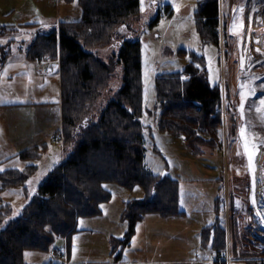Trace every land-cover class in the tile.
<instances>
[{
	"label": "rangeland",
	"instance_id": "obj_1",
	"mask_svg": "<svg viewBox=\"0 0 264 264\" xmlns=\"http://www.w3.org/2000/svg\"><path fill=\"white\" fill-rule=\"evenodd\" d=\"M75 2L73 6L77 5ZM166 5H169L171 13L166 11ZM235 5L238 9L234 8ZM158 7L160 17L152 22ZM219 8L220 30L226 31L222 33L221 47L201 38L195 24L197 0H155L154 3L153 0H144V10L133 20L132 38L141 42L145 162L153 173L162 175L167 171L178 181L179 206L184 212L169 216L146 214L137 223L129 245L122 247L117 240L125 237L128 225L122 218L123 210L128 200L144 197L145 191L141 186L130 189L115 182L107 183L111 198L101 204L102 212L80 218L78 230L69 242L64 236H55L51 247L65 251L66 256L55 257L49 250L26 249V261L68 264L74 260L68 259L70 253V257L72 254L84 264H102L115 261L116 255L125 251V259L141 258L144 262L148 260V264H162L157 262L172 257L180 259L174 264H214L215 260H220L213 246L214 225L217 224L225 228L227 264H251L249 261L252 260L264 262V217L259 222L255 215L251 201L253 176L248 167L251 160L249 153L244 151L241 138L246 123L244 100L241 101L243 64L246 62L249 69L258 73L264 71V0H219ZM78 11L80 16L81 9ZM1 14L2 11L0 26L8 22L1 18ZM75 14L74 11L72 18ZM31 28L34 27H18L0 34V59L6 57L1 66L0 100L16 103L52 100L50 102L56 104L59 89L55 82L27 84V75L21 71V62L24 59L30 61L25 58V51L19 49L32 38L31 31L35 28ZM43 28L50 31L45 25ZM86 49L111 68L109 83L98 96L90 116L95 121L124 84V69L118 61L115 44ZM190 52L203 55L210 85H220L226 97L222 103L223 124L220 128L223 147L204 146L199 155L192 153L182 137L158 128L160 109L156 98V77L163 72L182 70L191 60ZM12 61L16 66L9 70ZM11 72L15 73L10 75ZM253 84L248 85L249 88ZM23 107L13 112L0 109V169H22L28 163L36 164L37 168L27 179L26 188L14 186L0 193V206L11 204V213L1 227L22 212L50 170L69 156L77 144L76 139L64 144L58 133L59 125L47 127L33 140L18 135L22 129L27 131L44 120V117ZM232 115L237 119L234 135ZM249 119L252 124L259 125L258 115ZM54 136L59 138V142L52 141ZM256 136L260 137L261 133ZM44 143L46 149L40 157L23 161L16 156L22 149L32 145L41 147ZM211 225L213 228L207 230L206 239L204 231Z\"/></svg>",
	"mask_w": 264,
	"mask_h": 264
},
{
	"label": "trees",
	"instance_id": "obj_2",
	"mask_svg": "<svg viewBox=\"0 0 264 264\" xmlns=\"http://www.w3.org/2000/svg\"><path fill=\"white\" fill-rule=\"evenodd\" d=\"M76 1L82 16L61 20L58 27L48 32L37 30L25 54L31 61L44 56L59 59L62 121L58 133L64 144L75 139L77 144L69 156L50 170L22 212L0 226V264H35L24 259L26 249L50 251L58 235L69 242L78 230L80 218L102 212L101 204L111 198L107 183L130 189L141 186L145 191L144 197L128 200L123 210L122 218L128 225L125 237L117 240L122 247L129 245L137 223L146 214L169 216L184 212L179 206L178 181L168 173H153L145 162L141 42L132 38L130 30V23L141 13L140 0ZM166 11L172 12L169 5ZM159 17L158 7L152 22ZM195 24L204 41L221 47L222 33L226 31L220 30L219 0H197ZM35 25L26 23L23 27ZM17 28L3 25L0 34ZM110 44L118 47L116 55L123 64L124 84L93 121L90 116L98 96L109 83L111 68L86 48ZM190 56L182 70L156 77L158 128L182 137L192 153L199 155L204 146L223 147L220 128L225 96L220 85H210L203 55L190 52ZM5 59H0V76ZM231 121L235 125L234 135V115ZM45 149L46 143L41 147L32 145L16 156L27 161L40 157ZM36 168V164L28 163L22 169L0 170V193L14 186L26 188L27 179ZM10 213V203L0 206V225ZM214 226L213 246L220 259L215 264H227L225 228ZM211 228L213 225L204 231L206 239ZM120 258L119 252L115 260ZM249 263L264 264L255 260Z\"/></svg>",
	"mask_w": 264,
	"mask_h": 264
},
{
	"label": "crops",
	"instance_id": "obj_3",
	"mask_svg": "<svg viewBox=\"0 0 264 264\" xmlns=\"http://www.w3.org/2000/svg\"><path fill=\"white\" fill-rule=\"evenodd\" d=\"M64 1V2H63ZM62 2L65 4L64 11L62 10ZM75 1L69 0H13L9 1L8 3H3L0 1V11H2L1 18L7 19L8 22L4 23L5 25H15L16 27H23L26 23H35V26H27V27H34V31H31V39L28 40L26 46H21L19 50H26V48L31 44L33 41V36L37 32V30L46 31L44 30L43 26H47L50 30L58 27L61 20H75L79 19L82 16V8L75 2L77 5L73 6ZM40 8V9H39ZM81 9V15H79L78 9ZM76 12L75 18H72V13ZM3 22V21H2ZM3 26V25H2ZM1 27V26H0ZM131 31L134 27L133 21L130 23ZM36 30V31H35ZM2 45H0L1 49ZM11 53V52H10ZM25 58L26 54H25ZM28 60V59H27ZM27 62L25 59L21 62V71L27 75L26 82L27 84H45L48 85L49 82H55L58 85L59 89V98L56 104L50 101H34V102H4L0 100V109L1 110H12L16 108H28L36 113L40 117H44V120L41 119L43 123L36 125V127H30L27 131H19L18 135L22 136L23 138H30L35 139L40 135V133L45 130L47 127H54L59 125L61 126L62 121V108H61V80L59 75L58 65H56V71L51 73H46L41 70L35 61ZM10 69L14 68L16 65L12 61L10 64ZM15 72H11L10 75L14 74ZM12 77V76H9ZM44 91V90H43ZM32 104V105H28ZM55 106L57 107L55 109ZM5 108V109H4ZM54 115V118L52 117ZM48 116V118H47ZM52 118V119H51ZM124 250V249H123ZM124 252V253H123ZM125 251H122L121 258L119 261H108L102 264H148L150 262H144V260L134 259V258H126L125 259ZM68 259H74L68 264H84L85 262H80V260L73 258V255L70 253L68 255ZM179 258L172 257L171 259L164 261H158L157 263L162 264H174L175 261H179ZM199 261V260H195ZM164 262V263H163ZM95 263V262H91ZM155 263V262H153ZM66 264V263H65ZM215 264V261H214Z\"/></svg>",
	"mask_w": 264,
	"mask_h": 264
},
{
	"label": "bare ground",
	"instance_id": "obj_4",
	"mask_svg": "<svg viewBox=\"0 0 264 264\" xmlns=\"http://www.w3.org/2000/svg\"><path fill=\"white\" fill-rule=\"evenodd\" d=\"M234 8L236 9L237 6L235 5ZM242 69V89L246 94L244 99L246 123L244 124L245 133L241 138L242 142H244L245 153H249L252 156V159L249 156L251 164H248L253 176L251 201L255 207V215L261 222L263 220L262 217H264V105L260 104V100L264 99V71L259 73L253 71L247 67L246 62L243 64ZM252 83H254L252 88H249L248 85ZM252 115H258L259 125L250 122L249 118ZM258 132L261 133L260 137L256 136Z\"/></svg>",
	"mask_w": 264,
	"mask_h": 264
},
{
	"label": "built area",
	"instance_id": "obj_5",
	"mask_svg": "<svg viewBox=\"0 0 264 264\" xmlns=\"http://www.w3.org/2000/svg\"><path fill=\"white\" fill-rule=\"evenodd\" d=\"M57 62H58V59H53L49 56H44L36 60L37 66L46 73L54 72L56 70L55 64ZM52 141L57 143L59 142V138L57 136H54L52 138ZM50 253L55 257H62V256L67 255L65 251H62L58 248H51Z\"/></svg>",
	"mask_w": 264,
	"mask_h": 264
},
{
	"label": "snow or ice",
	"instance_id": "obj_6",
	"mask_svg": "<svg viewBox=\"0 0 264 264\" xmlns=\"http://www.w3.org/2000/svg\"><path fill=\"white\" fill-rule=\"evenodd\" d=\"M154 2L155 0H153V3ZM140 4H141V11H143L144 10V0H140ZM241 87L243 88V85ZM249 94H254V93H249ZM245 97H246V94L244 92H241V101H243ZM260 104L264 105V99L260 100ZM241 109H243V104H241ZM242 135H243V130H242Z\"/></svg>",
	"mask_w": 264,
	"mask_h": 264
},
{
	"label": "water",
	"instance_id": "obj_7",
	"mask_svg": "<svg viewBox=\"0 0 264 264\" xmlns=\"http://www.w3.org/2000/svg\"><path fill=\"white\" fill-rule=\"evenodd\" d=\"M168 172L167 171H165L163 174H162V176H164L165 174H167Z\"/></svg>",
	"mask_w": 264,
	"mask_h": 264
}]
</instances>
